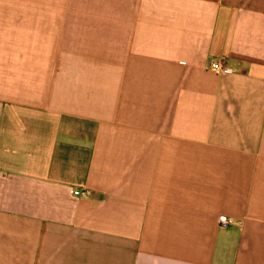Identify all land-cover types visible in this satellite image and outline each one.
Masks as SVG:
<instances>
[{"label":"crops","instance_id":"obj_1","mask_svg":"<svg viewBox=\"0 0 264 264\" xmlns=\"http://www.w3.org/2000/svg\"><path fill=\"white\" fill-rule=\"evenodd\" d=\"M0 264H264V0H0Z\"/></svg>","mask_w":264,"mask_h":264},{"label":"built area","instance_id":"obj_2","mask_svg":"<svg viewBox=\"0 0 264 264\" xmlns=\"http://www.w3.org/2000/svg\"><path fill=\"white\" fill-rule=\"evenodd\" d=\"M210 67L213 70L218 71V72H224V73L231 72V70L226 68L224 66V64L222 62H220V61L212 62ZM90 193L91 192L89 190H83V191L76 190V191H73V194L76 195V196H89ZM219 222H220L221 226H223V227H225L228 224L232 223V221L230 219H228L226 216L220 217L219 218Z\"/></svg>","mask_w":264,"mask_h":264}]
</instances>
